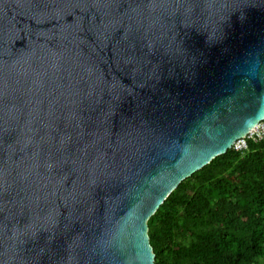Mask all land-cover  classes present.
I'll list each match as a JSON object with an SVG mask.
<instances>
[{
    "label": "water",
    "instance_id": "obj_1",
    "mask_svg": "<svg viewBox=\"0 0 264 264\" xmlns=\"http://www.w3.org/2000/svg\"><path fill=\"white\" fill-rule=\"evenodd\" d=\"M264 120V0H0V264H155L148 219Z\"/></svg>",
    "mask_w": 264,
    "mask_h": 264
},
{
    "label": "trees",
    "instance_id": "obj_2",
    "mask_svg": "<svg viewBox=\"0 0 264 264\" xmlns=\"http://www.w3.org/2000/svg\"><path fill=\"white\" fill-rule=\"evenodd\" d=\"M147 224L155 264H264V141L216 156Z\"/></svg>",
    "mask_w": 264,
    "mask_h": 264
},
{
    "label": "built area",
    "instance_id": "obj_3",
    "mask_svg": "<svg viewBox=\"0 0 264 264\" xmlns=\"http://www.w3.org/2000/svg\"><path fill=\"white\" fill-rule=\"evenodd\" d=\"M249 141L261 142L264 141V120L259 121L255 128L250 130L248 134L236 140L232 148L236 151H247Z\"/></svg>",
    "mask_w": 264,
    "mask_h": 264
},
{
    "label": "clouds",
    "instance_id": "obj_4",
    "mask_svg": "<svg viewBox=\"0 0 264 264\" xmlns=\"http://www.w3.org/2000/svg\"><path fill=\"white\" fill-rule=\"evenodd\" d=\"M233 149V148H232Z\"/></svg>",
    "mask_w": 264,
    "mask_h": 264
}]
</instances>
